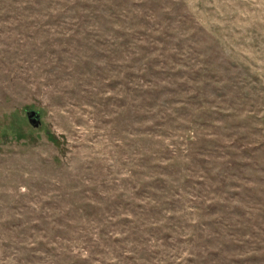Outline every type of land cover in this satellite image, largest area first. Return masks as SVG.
Masks as SVG:
<instances>
[{
	"label": "rangeland",
	"instance_id": "374dc122",
	"mask_svg": "<svg viewBox=\"0 0 264 264\" xmlns=\"http://www.w3.org/2000/svg\"><path fill=\"white\" fill-rule=\"evenodd\" d=\"M0 264H264V0H0Z\"/></svg>",
	"mask_w": 264,
	"mask_h": 264
},
{
	"label": "water",
	"instance_id": "95a60500",
	"mask_svg": "<svg viewBox=\"0 0 264 264\" xmlns=\"http://www.w3.org/2000/svg\"><path fill=\"white\" fill-rule=\"evenodd\" d=\"M33 115H34V112L31 111V113H29L27 116H28V119H29V123H32L33 126H37V124H35L36 120H38V117H35L37 118L35 121H33Z\"/></svg>",
	"mask_w": 264,
	"mask_h": 264
}]
</instances>
